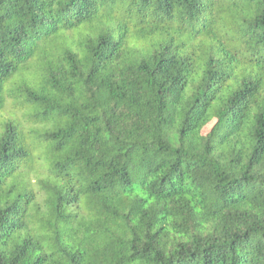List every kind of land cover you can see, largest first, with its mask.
Masks as SVG:
<instances>
[{
    "label": "trees",
    "instance_id": "obj_1",
    "mask_svg": "<svg viewBox=\"0 0 264 264\" xmlns=\"http://www.w3.org/2000/svg\"><path fill=\"white\" fill-rule=\"evenodd\" d=\"M0 114V264H264V0H0Z\"/></svg>",
    "mask_w": 264,
    "mask_h": 264
},
{
    "label": "rangeland",
    "instance_id": "obj_2",
    "mask_svg": "<svg viewBox=\"0 0 264 264\" xmlns=\"http://www.w3.org/2000/svg\"><path fill=\"white\" fill-rule=\"evenodd\" d=\"M4 115L6 116V114H4ZM2 117H3V115L0 114V119H2ZM209 129H210V128H207V129L205 130V132H206V131H209Z\"/></svg>",
    "mask_w": 264,
    "mask_h": 264
}]
</instances>
